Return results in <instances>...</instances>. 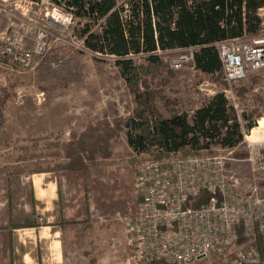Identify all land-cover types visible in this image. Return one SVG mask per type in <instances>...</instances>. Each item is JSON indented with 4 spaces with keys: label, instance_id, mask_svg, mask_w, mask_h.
<instances>
[{
    "label": "rangeland",
    "instance_id": "1",
    "mask_svg": "<svg viewBox=\"0 0 264 264\" xmlns=\"http://www.w3.org/2000/svg\"><path fill=\"white\" fill-rule=\"evenodd\" d=\"M63 5L53 0H0V53L14 31L25 35L27 47L38 29L48 41L46 54L27 67L0 57V97L8 95L0 116V264H90L92 257L96 264H132L124 222L136 209L137 166L145 158L223 153L240 191L256 185L264 190V169L250 159L252 150L264 145V74L250 73L229 83L223 71L205 72L191 61L174 67L173 60L188 48L160 51L161 63L147 76L158 92L156 108L166 118L187 113L193 123L196 110L224 92L244 131L240 143L223 147L210 141L206 147L204 141L161 155L157 146L145 151L131 146L133 129L122 124L108 141L111 156L97 153L86 171L58 168L68 161L64 146L75 135L99 121L108 120L113 127L117 119L132 124L140 106L116 57L87 48L81 37L85 20ZM260 15L261 29L245 38L264 37V8ZM144 56L132 57L144 62ZM251 122L255 125L248 129ZM43 182L55 183L52 199L44 201L42 191L35 192L34 184L40 190ZM27 219L37 226L22 227ZM263 239L241 235L224 251L210 252L193 264H238V254L251 248L260 253L256 264H264Z\"/></svg>",
    "mask_w": 264,
    "mask_h": 264
},
{
    "label": "trees",
    "instance_id": "2",
    "mask_svg": "<svg viewBox=\"0 0 264 264\" xmlns=\"http://www.w3.org/2000/svg\"><path fill=\"white\" fill-rule=\"evenodd\" d=\"M84 19L81 37L94 52L116 57L122 75L136 95L139 107L132 124L108 120L75 135L64 146L68 158L57 167L76 172L86 171L88 162L102 152L111 156L108 141L122 127L130 126L129 142L135 149L161 148L163 154L178 152L186 145L198 146L216 141L223 147H234L244 139L242 125L232 111L224 92L217 93L198 108L189 121L187 113L164 117L155 106L158 93L147 76L161 63L160 51L197 46L194 64L205 72L222 71L216 43L227 38L256 34L263 18L264 0H53ZM143 54L145 61L136 62L133 55ZM145 89H141V85ZM8 95L0 97V116ZM255 123L247 125L252 129ZM201 148V147H198ZM208 198L207 195L204 197ZM88 215L89 204H87ZM37 226L27 219L22 227ZM92 257L90 264H96ZM169 264L166 262H155Z\"/></svg>",
    "mask_w": 264,
    "mask_h": 264
},
{
    "label": "built area",
    "instance_id": "3",
    "mask_svg": "<svg viewBox=\"0 0 264 264\" xmlns=\"http://www.w3.org/2000/svg\"><path fill=\"white\" fill-rule=\"evenodd\" d=\"M216 46L229 83L250 73L264 74V37L227 38ZM3 47L0 57H10L27 67L36 56L46 54L47 35L38 29L27 47L25 35L14 31ZM197 50V46L189 47L172 65L178 68L184 62H194ZM250 159L264 169V145L255 147ZM227 162L223 153L195 151L149 157L138 163V202L124 222L132 264H193L201 255L224 251L241 235L264 238V190L256 185L240 191ZM259 262L260 253L255 248L237 257L238 264Z\"/></svg>",
    "mask_w": 264,
    "mask_h": 264
},
{
    "label": "crops",
    "instance_id": "4",
    "mask_svg": "<svg viewBox=\"0 0 264 264\" xmlns=\"http://www.w3.org/2000/svg\"><path fill=\"white\" fill-rule=\"evenodd\" d=\"M54 187H55V183L54 182H51V183H45V182H43V183L40 184V190H39L38 185L34 184L35 192L42 191V196H43L42 199L44 201L46 199L49 200V198L50 199L53 198V193L55 191V188ZM89 210H90V205H89ZM87 216H88V209H87ZM46 226L49 227V228H51L52 226H54V224L53 223H47ZM58 232H59V230H55L54 233L57 234Z\"/></svg>",
    "mask_w": 264,
    "mask_h": 264
},
{
    "label": "water",
    "instance_id": "5",
    "mask_svg": "<svg viewBox=\"0 0 264 264\" xmlns=\"http://www.w3.org/2000/svg\"><path fill=\"white\" fill-rule=\"evenodd\" d=\"M204 257H205V255H201L199 258L202 259V258H204Z\"/></svg>",
    "mask_w": 264,
    "mask_h": 264
},
{
    "label": "bare ground",
    "instance_id": "6",
    "mask_svg": "<svg viewBox=\"0 0 264 264\" xmlns=\"http://www.w3.org/2000/svg\"><path fill=\"white\" fill-rule=\"evenodd\" d=\"M262 124H263V123H262ZM251 136H252V135H251ZM251 136H250V137H251Z\"/></svg>",
    "mask_w": 264,
    "mask_h": 264
}]
</instances>
